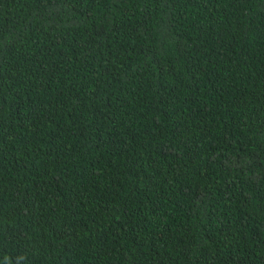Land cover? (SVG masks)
Masks as SVG:
<instances>
[{
  "label": "trees",
  "instance_id": "16d2710c",
  "mask_svg": "<svg viewBox=\"0 0 264 264\" xmlns=\"http://www.w3.org/2000/svg\"><path fill=\"white\" fill-rule=\"evenodd\" d=\"M0 264H264V0H0Z\"/></svg>",
  "mask_w": 264,
  "mask_h": 264
}]
</instances>
